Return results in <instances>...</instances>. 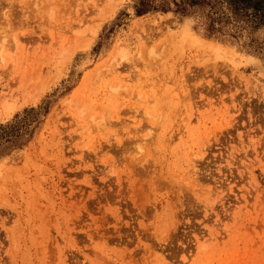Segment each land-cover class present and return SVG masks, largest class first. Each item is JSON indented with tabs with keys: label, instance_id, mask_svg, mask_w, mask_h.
Segmentation results:
<instances>
[{
	"label": "rangeland",
	"instance_id": "rangeland-1",
	"mask_svg": "<svg viewBox=\"0 0 264 264\" xmlns=\"http://www.w3.org/2000/svg\"><path fill=\"white\" fill-rule=\"evenodd\" d=\"M12 1L0 264H264V25Z\"/></svg>",
	"mask_w": 264,
	"mask_h": 264
},
{
	"label": "trees",
	"instance_id": "trees-1",
	"mask_svg": "<svg viewBox=\"0 0 264 264\" xmlns=\"http://www.w3.org/2000/svg\"><path fill=\"white\" fill-rule=\"evenodd\" d=\"M169 1H172L180 12L195 7L208 8L207 28L210 30L215 28L216 22L221 21H242L251 27L264 25V0H138L135 11L142 13L159 7L164 9Z\"/></svg>",
	"mask_w": 264,
	"mask_h": 264
},
{
	"label": "bare ground",
	"instance_id": "bare-ground-1",
	"mask_svg": "<svg viewBox=\"0 0 264 264\" xmlns=\"http://www.w3.org/2000/svg\"><path fill=\"white\" fill-rule=\"evenodd\" d=\"M22 0H20V2H21ZM52 1V0H51ZM13 1L12 0H9V4H11ZM16 3H17V1H16ZM12 5V4H11ZM10 5V6H11ZM17 5H18V3H17ZM39 5V4H38ZM26 10V9H25ZM29 11H30V9H29ZM28 12V11H27ZM22 13V12H21ZM196 180V179H195Z\"/></svg>",
	"mask_w": 264,
	"mask_h": 264
}]
</instances>
